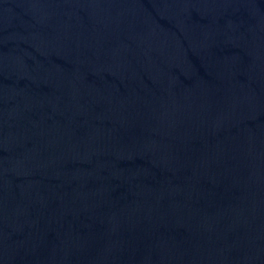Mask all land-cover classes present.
Returning a JSON list of instances; mask_svg holds the SVG:
<instances>
[{
    "label": "water",
    "instance_id": "obj_1",
    "mask_svg": "<svg viewBox=\"0 0 264 264\" xmlns=\"http://www.w3.org/2000/svg\"><path fill=\"white\" fill-rule=\"evenodd\" d=\"M0 264H264V0H0Z\"/></svg>",
    "mask_w": 264,
    "mask_h": 264
}]
</instances>
